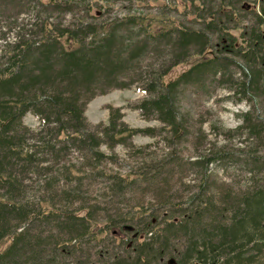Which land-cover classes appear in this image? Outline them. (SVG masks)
Instances as JSON below:
<instances>
[{"label": "trees", "instance_id": "trees-1", "mask_svg": "<svg viewBox=\"0 0 264 264\" xmlns=\"http://www.w3.org/2000/svg\"><path fill=\"white\" fill-rule=\"evenodd\" d=\"M96 1L0 0V20L8 7L20 9L8 16L14 24L22 7L34 15L15 24L13 41L0 25V242L9 240L0 264L264 261V0H181L178 16L171 0L155 13L114 18L104 11L117 0ZM97 8L104 9L99 16ZM181 64L189 66L166 80ZM134 85L146 96L132 107L161 128L129 126L120 107L109 108L106 124L87 120L95 95ZM218 87L249 103L240 125L227 131L245 135L249 149L234 146L235 154L228 141L182 155L180 144L194 136L184 92L209 95ZM29 112L37 130L23 123ZM136 134H164L167 151L135 147ZM117 145L140 160L109 169ZM73 149L82 164L66 161ZM234 161L246 167L241 189L209 182L212 165ZM188 167L202 175L201 188L177 200L172 189L184 184ZM97 178L106 183L96 194L105 207L91 200Z\"/></svg>", "mask_w": 264, "mask_h": 264}, {"label": "rangeland", "instance_id": "rangeland-1", "mask_svg": "<svg viewBox=\"0 0 264 264\" xmlns=\"http://www.w3.org/2000/svg\"><path fill=\"white\" fill-rule=\"evenodd\" d=\"M256 2V0H251ZM46 2V1H45ZM170 3L171 0H117L108 4L107 9L104 11L103 8L98 9V16L100 15V10L104 11L105 18H114L120 17L127 13L134 12H149L155 13L159 8L165 7L164 4ZM176 7L174 11H171V14L177 15L183 14L185 11V7L181 4V0H175ZM255 4L256 3H253ZM98 5L95 7H105L100 6V1H96ZM31 8V7H30ZM14 7H8L6 10V15L3 16L0 20V25L3 26V32H7V39L9 41H13L16 36V27L15 24L19 23L22 25H28L33 21V12L29 7H22V13L19 15L17 22L13 23V18L9 19L8 16L12 13H16L19 8L15 9ZM190 9L189 6L186 7V11ZM78 10V8H77ZM81 10V9H80ZM79 11V13H83V11ZM58 16V14H55ZM188 15V13L186 14ZM186 17V16H185ZM57 18H52L57 21ZM182 19V17H179ZM190 15L187 20L191 19ZM73 21V14L65 15L63 18L64 24H69ZM2 35V32L0 33ZM3 40L0 39V49L3 45ZM189 64H181L172 68L168 74L165 76L166 80L172 79L180 74L184 69H186ZM146 96L145 92L142 91L138 86H129L125 88H114L105 93H100L91 98L86 104L85 115L87 120L92 125H98L100 123H108L109 120V108L110 107H120L124 114L123 120L131 127H156L161 128L162 123L157 118L145 119L143 118L141 112L138 109L132 107L134 103L139 101L140 99ZM183 96H186L185 102L183 103L185 111H188L193 119V124L191 125V130L194 133L193 137L191 136L184 144L182 145L183 153L185 156L195 157L197 153H203L208 147H218L221 148L223 144L228 145L233 148L232 152L238 153L235 151V147H240V149H244L246 151L249 149L250 144L246 147L247 143L242 144V141L245 138V135H240L235 132L232 134L233 136L228 137L227 131L236 130V128L241 123V114L248 110L249 103L245 101H237L235 97L231 96L230 91L226 87H218L211 94L207 95L205 92L198 90H187L184 92ZM184 111V112H185ZM23 123L33 130H37L40 125V121L38 117L32 113H27L23 118ZM198 127L202 128V131L206 135H200L197 130ZM161 133V132H160ZM164 135V134H163ZM163 135L151 137L148 135L136 134L132 137V143L135 147H143L146 145H151L147 151L150 153L151 151H155L157 155H162L167 151V140L163 138ZM229 138H231L229 140ZM179 145V146H180ZM101 149L110 155H112L111 150H109L106 146H101ZM237 150V149H236ZM135 150L128 149L123 145H117L114 149V153L117 155V159L115 161L109 160L107 163V167L111 170L115 171H124L126 170V165H133L140 160L138 156H136ZM135 154V155H134ZM237 157V156H236ZM240 157V156H239ZM242 157V156H241ZM66 161L83 163L82 154L73 149L66 157ZM126 166V168H124ZM106 167V168H107ZM245 166L242 162H228V164H214L210 168V177L209 182H224L229 185L232 189H241L247 182V173L245 172ZM187 168L185 172V178L183 179V185H174L172 189V193H175L177 200L178 198L186 199L187 196L191 195V193L200 191L202 175L198 173V170ZM106 183L104 180L97 178L94 184H91V195L93 196L92 201H98L102 207H105V204L102 203L101 197L97 198V192L99 189L103 187ZM188 187V188H187ZM186 189H190V192ZM186 191V192H185ZM91 196V197H92ZM147 199H150L147 196ZM100 215H103L100 213ZM100 219H103V216ZM9 244V240L0 242V250L5 248ZM96 249V248H95ZM258 264H264V261L259 262Z\"/></svg>", "mask_w": 264, "mask_h": 264}]
</instances>
